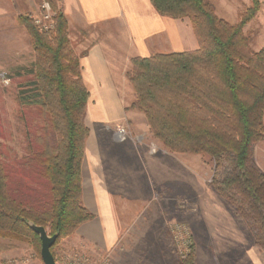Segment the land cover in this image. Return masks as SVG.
<instances>
[{"label": "trees", "instance_id": "16d2710c", "mask_svg": "<svg viewBox=\"0 0 264 264\" xmlns=\"http://www.w3.org/2000/svg\"><path fill=\"white\" fill-rule=\"evenodd\" d=\"M44 1L53 13L51 29L40 30L29 15L15 17L35 59L10 75L21 78L15 101L24 154L11 164L0 151V236L29 240L40 257L29 223L43 226L49 235L58 233L50 247L55 258L59 239L94 218L82 201L89 91L61 0ZM150 2L162 16L187 18L198 47L132 57L126 76L135 98L128 109L144 115L150 134L168 152L210 157L212 188L235 207L264 251V173L252 155L264 139V47L251 49L243 33L259 0L236 23L218 17L209 0ZM176 264H196L194 245Z\"/></svg>", "mask_w": 264, "mask_h": 264}, {"label": "rangeland", "instance_id": "374dc122", "mask_svg": "<svg viewBox=\"0 0 264 264\" xmlns=\"http://www.w3.org/2000/svg\"><path fill=\"white\" fill-rule=\"evenodd\" d=\"M209 1L215 14L230 23H236L240 14L252 4V1L244 3L239 0V3L232 2V9H225L220 0ZM43 2L0 0V142L4 145L0 151L11 164H16L13 160L21 157L24 150L15 101L16 85L21 78H11L10 75L17 67L31 66L35 59L28 33L15 17L19 14L41 17ZM185 21L188 22L187 18ZM112 30L117 31L115 27ZM243 33L248 37L251 49L258 51L264 47V0L259 2L255 16L244 25ZM71 44L74 49L72 41ZM128 99L125 103L127 109L133 102ZM132 110L135 109L126 111ZM96 116L95 112H87V123L89 121L98 139L106 176L114 175L126 181L128 172L140 166L136 151L147 160L150 154L165 156L167 150L150 132L138 130L131 133L130 121L102 122ZM262 120L264 126V114ZM119 125L127 131L124 139L117 138ZM176 155L180 168L177 180L158 185L147 171L144 185L140 187L139 201L130 203L137 208L128 212L132 219L126 231L120 234L115 248L107 251L95 250L92 246L74 248L70 234L60 238L53 248L57 264H63L64 258L73 253L88 257V264H176L191 245H194L196 264H264V251L256 243L244 219L212 188L214 165L210 157L200 153ZM252 155L264 173V139L253 145ZM113 167L116 172L107 169ZM198 183L205 185V191H198L195 186ZM214 204L222 207V211H228L235 229L228 232L223 215L217 211L210 213L209 208ZM34 256L39 257V253L29 240L0 236V264H28Z\"/></svg>", "mask_w": 264, "mask_h": 264}, {"label": "crops", "instance_id": "0c3cea01", "mask_svg": "<svg viewBox=\"0 0 264 264\" xmlns=\"http://www.w3.org/2000/svg\"><path fill=\"white\" fill-rule=\"evenodd\" d=\"M240 1L248 3L252 0ZM220 2L225 9H232V2L239 3V0ZM60 8L67 21L69 39L79 55L83 83L89 91L85 116L89 136L81 165L82 201L94 218L79 225L71 239L74 248L92 246L95 250L107 251L116 247L120 234L126 231L132 219L129 213L137 208L130 203L139 201L140 187L144 185L147 173L158 185H164L178 179L179 161L175 153L168 151L165 156L150 154L148 160L136 151L141 163L128 172L126 181L114 175L106 176L98 139L89 121L87 123V112H95L96 119L102 122L127 120L131 122V133L149 132L142 113L125 111L128 98H134L126 76L131 68V58L147 57L158 51H190L196 49L198 43L188 19L187 22L186 18L162 16L150 0H61ZM114 27L116 32L112 30ZM107 169L117 170L115 167ZM195 186L198 191H205V185L198 183ZM209 209L211 214L217 211L223 215L228 232L235 229L228 211H222L216 204ZM28 264L43 262L34 256Z\"/></svg>", "mask_w": 264, "mask_h": 264}, {"label": "built area", "instance_id": "2783aa9c", "mask_svg": "<svg viewBox=\"0 0 264 264\" xmlns=\"http://www.w3.org/2000/svg\"><path fill=\"white\" fill-rule=\"evenodd\" d=\"M41 7L43 9V14L41 15V17H33V21L40 30L51 29L53 27V20H52L53 13L50 9V6L47 2H43L41 4ZM116 135L117 138L124 139L127 136V131L123 126L119 125L116 129ZM184 246L185 248H188L187 245H185V243ZM184 254L185 253L182 254V257L184 256ZM88 261H89L88 257L83 256L79 253H73L64 258L63 264H88Z\"/></svg>", "mask_w": 264, "mask_h": 264}, {"label": "water", "instance_id": "95a60500", "mask_svg": "<svg viewBox=\"0 0 264 264\" xmlns=\"http://www.w3.org/2000/svg\"><path fill=\"white\" fill-rule=\"evenodd\" d=\"M30 228L38 235L40 240V258L43 264H57L50 247L55 243L58 233L49 235L47 230L40 225L29 223Z\"/></svg>", "mask_w": 264, "mask_h": 264}]
</instances>
